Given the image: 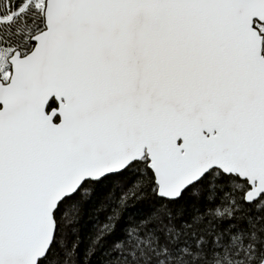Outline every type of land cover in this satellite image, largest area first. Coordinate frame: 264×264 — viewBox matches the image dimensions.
Returning <instances> with one entry per match:
<instances>
[{"label":"snow or ice","instance_id":"obj_1","mask_svg":"<svg viewBox=\"0 0 264 264\" xmlns=\"http://www.w3.org/2000/svg\"><path fill=\"white\" fill-rule=\"evenodd\" d=\"M0 264H264V0H0Z\"/></svg>","mask_w":264,"mask_h":264}]
</instances>
